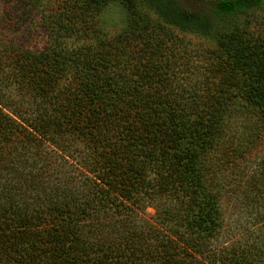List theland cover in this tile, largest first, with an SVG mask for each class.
I'll list each match as a JSON object with an SVG mask.
<instances>
[{
	"label": "trees",
	"instance_id": "1",
	"mask_svg": "<svg viewBox=\"0 0 264 264\" xmlns=\"http://www.w3.org/2000/svg\"><path fill=\"white\" fill-rule=\"evenodd\" d=\"M2 1L6 29L46 42H0V264H264V233L217 245L226 164L264 209V158L234 162L264 137V24L177 0ZM111 3L126 22L109 36Z\"/></svg>",
	"mask_w": 264,
	"mask_h": 264
},
{
	"label": "rangeland",
	"instance_id": "2",
	"mask_svg": "<svg viewBox=\"0 0 264 264\" xmlns=\"http://www.w3.org/2000/svg\"><path fill=\"white\" fill-rule=\"evenodd\" d=\"M182 6L188 9L197 10V8L203 9L206 13L213 16L219 25L232 27L240 26L247 29L251 28L252 31L258 30L259 26L264 24V12L260 9L255 11H249L245 14H241L236 18L222 17L216 14L215 10L212 8L210 2L213 0H177ZM3 1L0 0V42L11 41L15 45H20L21 47L28 49H40L46 42V37H44L36 27V22L27 23L24 27L18 31H10L6 29L3 19L2 12L4 9ZM125 17L123 9L117 3H111L106 7L101 20L99 22L100 28L109 35L112 36L118 33L125 26ZM197 40V39H196ZM205 45L212 43V41H203ZM54 150L49 148L45 150V154L53 153ZM50 158V155H49ZM264 158V137L258 140L255 145L245 154L243 159H236L235 165L241 166L244 173L253 172L257 168V164ZM50 161H53L50 158ZM58 166V164H57ZM226 167L220 170L226 177L227 187L223 190V196L221 198V208L223 212L224 224L222 227V232L217 240V245L219 247H225L226 245L233 244V242L242 240H254L257 235L264 233L261 228L264 226V209H259V204H251V200L248 196L247 202L245 198L240 195L241 187L237 185L234 178V170L231 169L234 164L228 163ZM240 178L239 182H242ZM238 182V183H239ZM236 185V186H232ZM251 204L248 208L245 205ZM145 214L148 217L154 215V210L152 208H147Z\"/></svg>",
	"mask_w": 264,
	"mask_h": 264
}]
</instances>
